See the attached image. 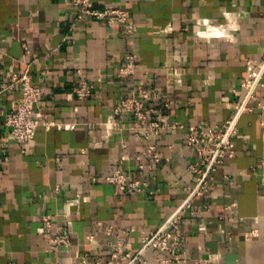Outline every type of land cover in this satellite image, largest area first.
<instances>
[{
	"label": "crops",
	"instance_id": "crops-1",
	"mask_svg": "<svg viewBox=\"0 0 264 264\" xmlns=\"http://www.w3.org/2000/svg\"><path fill=\"white\" fill-rule=\"evenodd\" d=\"M91 1L98 10L127 8L136 33L129 37L123 27L80 19L70 0H0V264H108L119 241L124 252L139 253L141 231L162 227L188 198L195 154L186 129L168 132L153 140L163 157L155 172L138 171L135 161L123 164L124 172L150 182V191L117 194L104 180L114 159L136 156L144 145L130 136L127 115L116 116L113 108L142 85L169 100L156 119L221 126L243 98L249 64L264 60V0ZM131 51L139 71L149 74L119 80ZM174 69L182 73L180 83ZM24 74L43 91L40 126L25 153L5 128V114L23 90L10 78ZM80 80L97 86L84 100L73 95ZM262 83L257 102L264 99V75ZM262 122L260 109L242 114L234 158L213 174L210 192L193 199L195 210L208 209L183 222L185 264H264ZM46 215L52 235L67 237L68 248L53 250L39 232ZM108 228L124 233L117 238ZM256 231L259 236L245 240ZM163 257L155 250L145 254L147 264H172Z\"/></svg>",
	"mask_w": 264,
	"mask_h": 264
},
{
	"label": "built area",
	"instance_id": "built-area-1",
	"mask_svg": "<svg viewBox=\"0 0 264 264\" xmlns=\"http://www.w3.org/2000/svg\"><path fill=\"white\" fill-rule=\"evenodd\" d=\"M115 1L124 2L125 0ZM70 4L78 11L80 19L87 17L99 21L103 20L111 26L123 27L129 37L136 33L132 15L125 7L109 5L103 10H98L94 8L91 0H70ZM228 29L236 31L237 27L228 26ZM139 70L140 64L137 55L132 51L127 52L123 65L117 73V78L122 81H131L138 74L143 77L149 74L148 71ZM249 70L248 78L243 83V98L236 101L230 118L221 126L196 124L185 127L164 119H156L160 108H169V100L162 98L158 88L150 89L142 85L137 86L136 89L122 97L120 102L113 108V113L116 116L127 115L132 123L128 130L130 136L144 145L142 152L136 156L120 155L114 159L112 163L113 172L104 180L115 187L117 194H135L150 191V182L141 177H135L132 173L124 172L123 164L135 161L138 171L155 172L162 163L163 157L153 140L177 128L187 130L186 145L193 150L195 161L188 169L189 175L194 177V184L189 187V196L183 205L170 216L162 227L150 232L141 231V251L139 253L124 252V247L119 241L116 246V253L110 257L108 264H114L117 260H121L125 264H147L145 254L149 250H155L165 255L161 259L163 263H187L186 248L189 244V237L183 228V222L187 215L201 214L208 209L207 206H204L203 211L195 210L193 199L205 197L210 192L214 180L213 174L227 159L234 158L235 138L239 134L238 123L242 114L252 112L255 109H260L261 113H264V99L262 102L256 100L257 91L263 86L264 60L255 67L250 63ZM172 74L179 78L177 82L180 83L182 73L178 69H174ZM10 82L21 84L23 90L20 98L5 114V128L8 138L15 142L21 151L25 153L28 145L35 139L40 126L42 115L37 111V107L43 91L32 83L28 74L14 75L10 78ZM96 91L97 86L94 82L80 80L74 87L73 95L78 100H84L91 97ZM255 101L256 105H253ZM262 126L264 128V122H262ZM75 127L74 124L65 126L69 130L75 129ZM121 147L126 150L127 144L122 143ZM261 164L264 165V158ZM52 227L51 216L46 215L43 218L39 232L46 235L53 250L68 248L69 241L67 237L52 235ZM200 230L211 234V230L205 225H201ZM216 231L223 234L226 239H231L230 232H226L221 228ZM107 232L117 238L124 233L121 231L114 233L112 228H108ZM257 236H259L257 231L252 232L245 235V240L251 241L253 237ZM8 264L14 263L9 262Z\"/></svg>",
	"mask_w": 264,
	"mask_h": 264
}]
</instances>
